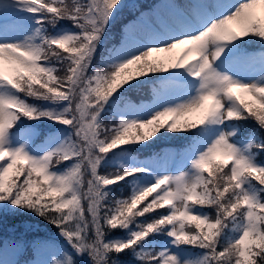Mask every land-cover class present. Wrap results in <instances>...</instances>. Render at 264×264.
<instances>
[{
	"label": "snow or ice",
	"instance_id": "1",
	"mask_svg": "<svg viewBox=\"0 0 264 264\" xmlns=\"http://www.w3.org/2000/svg\"><path fill=\"white\" fill-rule=\"evenodd\" d=\"M126 6L0 0V204L43 218L92 264H264V164L257 160L264 138L253 132L246 145L233 142L241 121L264 129V50L246 47L264 49V0H169L125 25L102 57L105 70H93L97 49ZM61 22L77 31L49 32ZM149 77L150 103L125 99ZM29 97L64 107L40 109ZM110 102L119 123L105 127L101 114ZM45 118L70 129L63 143L43 155L27 144L12 146L21 120ZM162 130L166 137L187 134V171H168L178 155L169 153L101 174L109 154L147 145ZM60 164L67 165L63 172ZM140 177L154 183L138 187L133 179L127 199L108 203L113 186ZM145 217L152 220L138 222ZM109 230L129 237L109 241ZM157 235L171 246L156 251ZM20 250L13 245L14 256ZM34 251L33 264H77L54 241ZM129 255L135 261L113 258ZM0 264H16L7 247H0Z\"/></svg>",
	"mask_w": 264,
	"mask_h": 264
},
{
	"label": "trees",
	"instance_id": "2",
	"mask_svg": "<svg viewBox=\"0 0 264 264\" xmlns=\"http://www.w3.org/2000/svg\"><path fill=\"white\" fill-rule=\"evenodd\" d=\"M71 3V0H68ZM126 3V7L121 10L117 15L115 21L110 25L101 46L97 49L96 57L94 58L92 69L104 71L107 67L102 63V57L106 55V49L110 48L114 43H117L121 37V33L126 24H129L130 21L135 20L143 10H150L155 6V0H122ZM135 3L136 7L133 8L132 4ZM68 25L72 26L68 22H61L57 28L67 27ZM51 28V26H49ZM73 28V27H71ZM74 29V28H73ZM76 30V29H74ZM249 50L259 51L261 49L260 44H249L246 45ZM63 71L60 72L62 76ZM152 78H145L143 82H140L137 88H133L130 91H127L125 94V99L130 100L134 104H140L149 102L152 99ZM123 91V90H121ZM119 95V94H118ZM115 100V98H113ZM101 118L105 127H114L117 126L119 119L117 115L113 114L112 102L106 106L105 111L101 114ZM25 119L20 121V124L13 129L14 132L18 133L21 130L30 128L36 130L32 126H27L31 123L37 128L36 134H38L36 144L44 143L49 136L55 134L58 128L46 129L50 126L44 123H38L35 121L25 122ZM244 131L254 130L256 128L255 122L245 121L243 124H240ZM259 134L264 136V129L257 130ZM184 135V136H183ZM187 134H169L167 137L163 135V130L159 133L156 139L144 146L140 145H130L126 146L124 149L117 150L114 153L108 155L107 159L104 161L101 174L106 175L110 173H117L123 169L113 164V159L117 155L129 151L137 158L143 159L146 157L154 156L157 154L163 155L166 151L175 148L180 151H185L188 146L186 141ZM264 159V154H261ZM130 178L128 181L123 182L119 185H115L110 189V199L108 203L111 205L115 200L127 199L131 195L132 183ZM115 189V191L113 190ZM206 211H209L210 216H215V210L210 208H202ZM152 220V217L140 218L139 223H147ZM38 223L39 227L31 226L32 223ZM229 235L231 233L229 232ZM129 237V233L124 230H109L107 232L106 238L109 241L113 240H125ZM168 237L164 235H157L155 239V250H160V243H163L167 240ZM150 238L149 246L152 247ZM45 241H54L56 242L59 248L71 250L72 257L76 260L77 264H86L88 257L86 256H77L73 249H68L69 246L66 244L65 239L60 236L59 229L55 228L53 225L49 224L46 220L41 217L36 216L31 212H27L18 208H14L11 204H0V245L8 244H20L21 250L19 252L16 264L29 263L36 258L35 249L38 244ZM195 250V249H193ZM199 250V249H197ZM114 259H120L122 261H135L134 256H113ZM135 264V262H134ZM138 264V262H136Z\"/></svg>",
	"mask_w": 264,
	"mask_h": 264
},
{
	"label": "rangeland",
	"instance_id": "3",
	"mask_svg": "<svg viewBox=\"0 0 264 264\" xmlns=\"http://www.w3.org/2000/svg\"><path fill=\"white\" fill-rule=\"evenodd\" d=\"M174 2L181 3V4H186V2H184L183 0H174ZM147 15L151 16V15H153V13L152 14L149 13ZM27 19H28L29 23H31L34 20V18L31 17V16H28ZM68 31L75 32L77 30L65 29V30L54 32L53 34H62L64 32H68ZM182 51H183V49H177V53L176 54H180V53H182ZM27 99H28L29 103H32L36 107H38L40 109H44V110L61 111L63 109V107H64V105H55V104H52L50 102L36 101V100H34L33 98H30V97L27 98ZM24 121L26 123L35 121V122H38V123L47 124L50 127L46 128V129H54V128H58L59 129V130H57L55 132V134L49 136V138L44 143H40V144H36L37 137H38V134H36L37 128L31 123L27 124V126H32L36 130L27 128V129L21 130L18 133L13 131L12 146L13 147H19L21 144H27L28 150L34 155H43L44 152L49 151V150H51V149H53L55 147H58L61 143L64 142L66 136L68 135V133L70 131V129H66L63 125L56 124L54 121L48 120L46 118L45 119H40V120H27V119H25ZM19 124L20 123H18V125ZM225 130L227 131V130H230V129L226 128ZM235 130L237 132V135H236V137L233 138V142L237 145V147H242V146L246 145L247 142L249 141L250 137H251V133L246 134V135L238 136L241 133V130L239 129L238 125L236 126ZM256 130H262V129H259L258 126L256 125ZM257 134L260 135L261 138H264V136L262 134H259V132H257ZM156 137H154L153 140L148 141L147 143L149 144V143L153 142L156 139ZM52 138H54V139H52ZM50 140H51V142H50ZM140 146H144V145H140ZM125 153H130V152L129 151H125V152L117 155L116 157H114V159L112 161L113 164H115L116 166H119V167H122V166L123 167H134V166H138L141 162H144V161L148 160V159L139 160L132 153H131L130 156L125 154ZM169 153L175 154L171 150L167 152V154H169ZM132 157H135V159H133ZM257 160H258V162H261L262 164H264V159L262 158L261 155L257 156ZM189 166L190 165H187L186 162L183 161V158H181V159L175 158V161L169 164L168 171H170V172H178L181 169L187 171ZM66 167H67V165L60 164L58 166L57 171L58 172H63V170ZM106 175H108V174H106ZM133 179H136V185L138 187H143V186H147V185H149L151 183H154V179L152 177L132 178L131 179V183H132ZM113 190L115 191V189H113ZM131 194H132V189H131ZM200 211H203V212H206V213L209 214V211H206L205 209H200ZM31 226L39 227V224L35 222V223H32ZM65 242H67V241L65 240ZM67 244H68V242H67ZM18 245L20 246V244H18ZM69 246H70V249H72L71 245H69ZM170 246L171 245H169V247ZM0 247H7L8 248V258L13 260V261L16 260L17 255L14 256L13 253H12V248H13L12 244L5 243L4 245H0ZM58 247H60V246H58ZM20 248H21V246H20ZM63 250H66L67 254L72 256L71 250H67V249H63ZM173 251H176V249L173 248ZM188 251H191V252L195 253L196 255H199L202 252V250H197V249H195V250L192 249V250H188ZM33 261H31L28 264H33ZM24 264H27V263H24ZM86 264H92V262H90V263L87 262Z\"/></svg>",
	"mask_w": 264,
	"mask_h": 264
},
{
	"label": "water",
	"instance_id": "4",
	"mask_svg": "<svg viewBox=\"0 0 264 264\" xmlns=\"http://www.w3.org/2000/svg\"><path fill=\"white\" fill-rule=\"evenodd\" d=\"M91 261H90V259L88 260V263H90Z\"/></svg>",
	"mask_w": 264,
	"mask_h": 264
}]
</instances>
